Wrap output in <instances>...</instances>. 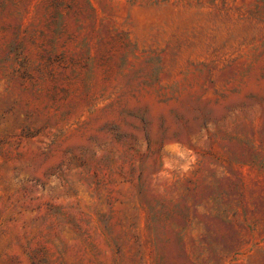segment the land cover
I'll use <instances>...</instances> for the list:
<instances>
[{
  "label": "rangeland",
  "instance_id": "obj_1",
  "mask_svg": "<svg viewBox=\"0 0 264 264\" xmlns=\"http://www.w3.org/2000/svg\"><path fill=\"white\" fill-rule=\"evenodd\" d=\"M259 192L264 0H0V264H264Z\"/></svg>",
  "mask_w": 264,
  "mask_h": 264
},
{
  "label": "trees",
  "instance_id": "obj_2",
  "mask_svg": "<svg viewBox=\"0 0 264 264\" xmlns=\"http://www.w3.org/2000/svg\"><path fill=\"white\" fill-rule=\"evenodd\" d=\"M230 185H232L231 186L232 188L243 187L244 186L243 176H238L235 180L234 179H230ZM242 194H243V192H242ZM258 198L261 199V202L264 204V194H262L261 192H259L258 193ZM208 218H210V217H208ZM186 220H189V222H190L191 219L188 216L186 218ZM203 225L205 226V228H206V230L208 232H210V230H212L213 232L216 233V239H219V240H221V242H224L225 243L226 238H225L222 230L219 229V227H216L215 225H212L211 223L205 221V219H203ZM235 231H236L235 229L231 228L229 230V233L227 235L236 234Z\"/></svg>",
  "mask_w": 264,
  "mask_h": 264
}]
</instances>
